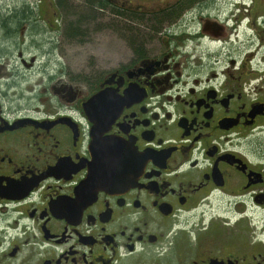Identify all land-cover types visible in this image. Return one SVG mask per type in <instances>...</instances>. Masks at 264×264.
I'll use <instances>...</instances> for the list:
<instances>
[{
  "label": "flooded vegetation",
  "instance_id": "1",
  "mask_svg": "<svg viewBox=\"0 0 264 264\" xmlns=\"http://www.w3.org/2000/svg\"><path fill=\"white\" fill-rule=\"evenodd\" d=\"M9 1L0 264H264V0H110L90 71L57 0Z\"/></svg>",
  "mask_w": 264,
  "mask_h": 264
},
{
  "label": "rangeland",
  "instance_id": "2",
  "mask_svg": "<svg viewBox=\"0 0 264 264\" xmlns=\"http://www.w3.org/2000/svg\"><path fill=\"white\" fill-rule=\"evenodd\" d=\"M22 1V0H15ZM34 2V0H30ZM110 1V0H109ZM129 1L132 2L130 6L136 7L137 5L142 6L143 8H151L153 1L151 0H112L117 4H122ZM68 13L65 12L64 19L66 21V28L71 21L81 19L87 20L89 18V13L87 7L85 6L84 0H65ZM7 0H0V5H6ZM47 3L40 5V14L46 15L50 14L49 7ZM123 8L122 6H118ZM37 8V7H36ZM71 13V14H70ZM97 19L91 21L89 24L83 25L81 28L83 36H80L77 40H68L63 38L61 31H56L52 33L55 39H57L58 44L62 41L64 42L63 52L60 53L59 50L56 51L57 57H62L61 61L68 64V67L73 70H93L99 65L100 67H107L110 62L114 61L118 53L116 43L117 38H114V35L110 32V19H112L109 11L104 10L98 11L96 14ZM47 30V29H46ZM57 30H60L58 28ZM115 40L117 42H115Z\"/></svg>",
  "mask_w": 264,
  "mask_h": 264
},
{
  "label": "trees",
  "instance_id": "3",
  "mask_svg": "<svg viewBox=\"0 0 264 264\" xmlns=\"http://www.w3.org/2000/svg\"><path fill=\"white\" fill-rule=\"evenodd\" d=\"M85 6L87 7L89 18L87 20H81L77 19L74 21H71L68 25V28H66L65 36L66 38L70 40H77L80 36H83L84 34L81 31V28L83 25L89 24L91 21L96 20L98 14V11H104L111 8L109 4V0H84ZM57 5L59 9L63 12L68 13L67 6L65 0H57ZM116 13L120 15H124L125 11L122 8L117 7ZM71 14V13H70ZM20 19L23 18L24 13L22 11L19 12Z\"/></svg>",
  "mask_w": 264,
  "mask_h": 264
}]
</instances>
